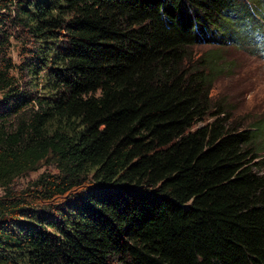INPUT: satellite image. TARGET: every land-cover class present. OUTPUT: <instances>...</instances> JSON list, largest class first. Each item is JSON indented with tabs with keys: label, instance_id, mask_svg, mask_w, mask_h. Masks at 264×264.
I'll return each instance as SVG.
<instances>
[{
	"label": "trees",
	"instance_id": "trees-1",
	"mask_svg": "<svg viewBox=\"0 0 264 264\" xmlns=\"http://www.w3.org/2000/svg\"><path fill=\"white\" fill-rule=\"evenodd\" d=\"M262 13L264 0H0V264H264V118L232 124L210 96L228 62L190 52L246 44ZM5 20L34 41L38 93L10 73ZM40 163L56 172L10 189Z\"/></svg>",
	"mask_w": 264,
	"mask_h": 264
},
{
	"label": "rangeland",
	"instance_id": "rangeland-1",
	"mask_svg": "<svg viewBox=\"0 0 264 264\" xmlns=\"http://www.w3.org/2000/svg\"><path fill=\"white\" fill-rule=\"evenodd\" d=\"M7 10L6 8L3 12ZM254 22L255 27L249 26L243 30L246 43L244 45L205 41L190 47V52L194 55H200L210 49L216 50L223 64L228 62L224 73L218 75L213 83L210 96L212 101L223 104L222 109L230 110L228 120L241 128L255 119L264 118V21L255 19ZM3 23L8 26V20ZM242 23V21L237 22L238 35L241 32ZM9 28L8 26L6 30L11 33V36L8 39L6 53L15 65L10 73L14 76L20 90L26 92L36 90L38 93L41 91L42 73L32 76L25 68V62L29 56L28 50L33 47L34 41L27 39L18 29ZM259 44L263 48L259 47ZM202 123L204 122H199L197 125ZM260 154L256 159L264 157V152ZM43 172L53 174L56 169L50 164L40 163L37 169L15 177L10 184V189L19 194L32 190L33 181ZM2 193L0 187V195ZM55 202L57 200L53 201Z\"/></svg>",
	"mask_w": 264,
	"mask_h": 264
}]
</instances>
